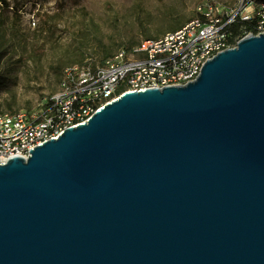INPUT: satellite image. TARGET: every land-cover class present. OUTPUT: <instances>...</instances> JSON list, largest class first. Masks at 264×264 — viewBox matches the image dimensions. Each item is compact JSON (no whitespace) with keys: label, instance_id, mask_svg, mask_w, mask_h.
Returning <instances> with one entry per match:
<instances>
[{"label":"water","instance_id":"obj_1","mask_svg":"<svg viewBox=\"0 0 264 264\" xmlns=\"http://www.w3.org/2000/svg\"><path fill=\"white\" fill-rule=\"evenodd\" d=\"M0 160V264H264V32Z\"/></svg>","mask_w":264,"mask_h":264},{"label":"built area","instance_id":"obj_2","mask_svg":"<svg viewBox=\"0 0 264 264\" xmlns=\"http://www.w3.org/2000/svg\"><path fill=\"white\" fill-rule=\"evenodd\" d=\"M242 21L252 22L254 30L234 34L232 27ZM261 32L264 0L232 4L203 0L196 5V15L176 30L121 47L100 64L65 68L60 89L37 110L0 111V160L16 155L28 158L31 149L58 137L69 126L86 122L126 91L194 80L216 53Z\"/></svg>","mask_w":264,"mask_h":264},{"label":"rangeland","instance_id":"obj_3","mask_svg":"<svg viewBox=\"0 0 264 264\" xmlns=\"http://www.w3.org/2000/svg\"><path fill=\"white\" fill-rule=\"evenodd\" d=\"M0 0V111H35L61 86L65 68L97 65L188 22L203 0ZM232 4L236 0H214Z\"/></svg>","mask_w":264,"mask_h":264},{"label":"trees","instance_id":"obj_4","mask_svg":"<svg viewBox=\"0 0 264 264\" xmlns=\"http://www.w3.org/2000/svg\"><path fill=\"white\" fill-rule=\"evenodd\" d=\"M3 2L7 3L6 0H3ZM8 5V3H7ZM191 20V19H190ZM188 19V21H190ZM185 23H187L186 21H184L183 19H179L178 21L175 22L174 26L168 30H163L159 33H163V32H169V31H173V30H176L180 27H182ZM254 30V27L252 26V22L250 21H242V22H239L237 24H235L233 27H232V32L234 34H244L248 31H253ZM151 33H146L145 36H147V38H156L159 34L157 35H150ZM140 43V42H139ZM128 48V47H127ZM6 53V50L2 49V45H0V61H1V58L4 56V54ZM113 55L110 51H107L105 50L104 51V57L103 58H107L109 56ZM11 113H14V112H11Z\"/></svg>","mask_w":264,"mask_h":264}]
</instances>
